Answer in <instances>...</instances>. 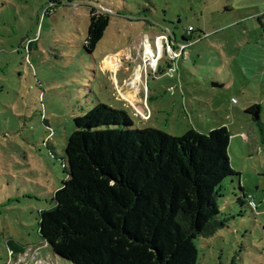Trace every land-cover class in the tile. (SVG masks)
Listing matches in <instances>:
<instances>
[{"label":"rangeland","instance_id":"374dc122","mask_svg":"<svg viewBox=\"0 0 264 264\" xmlns=\"http://www.w3.org/2000/svg\"><path fill=\"white\" fill-rule=\"evenodd\" d=\"M96 4L112 13L89 53ZM263 13L264 0H0V264H71L40 237L39 212L65 179L73 118L98 102L124 110L139 130L226 126L236 174L217 197L224 226L195 239L197 264H264ZM155 34L170 47L156 46ZM127 88L141 101L123 97ZM254 104L256 120L245 112Z\"/></svg>","mask_w":264,"mask_h":264},{"label":"trees","instance_id":"16d2710c","mask_svg":"<svg viewBox=\"0 0 264 264\" xmlns=\"http://www.w3.org/2000/svg\"><path fill=\"white\" fill-rule=\"evenodd\" d=\"M111 13L102 4L89 7L87 52L103 37ZM263 17H257L262 26ZM229 140L224 125L181 136L139 130L124 110L95 103L73 118L61 158L66 176L51 207L39 212L38 233L71 264H197L195 239L224 226L217 197L236 174Z\"/></svg>","mask_w":264,"mask_h":264},{"label":"built area","instance_id":"2783aa9c","mask_svg":"<svg viewBox=\"0 0 264 264\" xmlns=\"http://www.w3.org/2000/svg\"><path fill=\"white\" fill-rule=\"evenodd\" d=\"M188 30H191V27H188ZM145 39V38H144ZM153 39H154V41H155V43H156V46L157 45H159V43L160 44H162V42H164L165 43V45L169 48L170 47V45H169V43H171L170 41H169V39L166 37V35H156L155 34V36L153 37ZM143 44H144V41H143ZM144 46V45H143ZM186 47V44L184 45V44H181L180 45V48L178 49V50H171L170 49V51H168V53H171L170 55H171V57L172 58H174V59H177V58H179L180 56H182L183 55V53H184V48ZM152 58L154 59V64H152L151 63V60L149 59V58H147V59H149L148 60V63L150 64V65H156L157 64V62H158V59H159V55H158V53H154L153 55H152ZM170 71H172V69H169ZM111 71V70H110ZM115 71V70H114ZM111 72H113V71H111ZM233 101H235L234 99H233ZM246 138V137H245ZM246 197H247V204H248V206L250 207V208H252V209H255L256 207H257V205H256V203L254 202V200H253V197L250 195V194H248V195H246Z\"/></svg>","mask_w":264,"mask_h":264},{"label":"crops","instance_id":"0c3cea01","mask_svg":"<svg viewBox=\"0 0 264 264\" xmlns=\"http://www.w3.org/2000/svg\"><path fill=\"white\" fill-rule=\"evenodd\" d=\"M122 96L127 98L128 100H130L131 102H139L141 101V98L140 96L136 95L133 90L131 89H124L123 92H122ZM138 99V100H137Z\"/></svg>","mask_w":264,"mask_h":264},{"label":"bare ground","instance_id":"6f19581e","mask_svg":"<svg viewBox=\"0 0 264 264\" xmlns=\"http://www.w3.org/2000/svg\"><path fill=\"white\" fill-rule=\"evenodd\" d=\"M148 39L147 38H145L144 39V47H145V55L147 56V58H150V60H151V63L152 64H154V59L152 58V55H153V52H152V50L150 49V44H149V42L147 41ZM114 60H116V59H114ZM118 60V59H117ZM138 73V72H137ZM136 77V76H135ZM138 77V76H137ZM134 85V84H133ZM138 100V99H137Z\"/></svg>","mask_w":264,"mask_h":264},{"label":"water","instance_id":"95a60500","mask_svg":"<svg viewBox=\"0 0 264 264\" xmlns=\"http://www.w3.org/2000/svg\"><path fill=\"white\" fill-rule=\"evenodd\" d=\"M252 117L256 120L258 118V111L255 110L253 113H252Z\"/></svg>","mask_w":264,"mask_h":264}]
</instances>
